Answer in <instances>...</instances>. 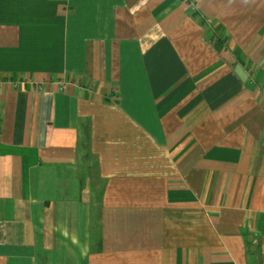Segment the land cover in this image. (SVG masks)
<instances>
[{
	"label": "crops",
	"instance_id": "crops-1",
	"mask_svg": "<svg viewBox=\"0 0 264 264\" xmlns=\"http://www.w3.org/2000/svg\"><path fill=\"white\" fill-rule=\"evenodd\" d=\"M0 264H264V0H0Z\"/></svg>",
	"mask_w": 264,
	"mask_h": 264
}]
</instances>
